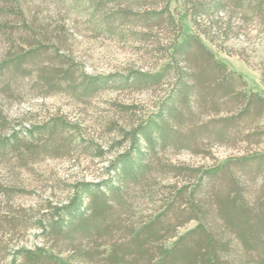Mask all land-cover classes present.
<instances>
[{"label": "trees", "instance_id": "trees-1", "mask_svg": "<svg viewBox=\"0 0 264 264\" xmlns=\"http://www.w3.org/2000/svg\"><path fill=\"white\" fill-rule=\"evenodd\" d=\"M37 1L0 0V166L30 170L50 156L100 155L63 115L11 119L6 108L27 91L82 99L129 88L158 97L149 111L125 107L133 113L118 130L125 149L103 180L72 182L64 199L32 215L11 205L24 188L0 181V228L34 227L43 242L16 248L8 264H264V91L207 43L222 50L250 24L264 38V0H179L192 31L171 8L178 0H52L101 35L145 43L156 59L152 69L111 76L84 70L66 48L64 26L43 14L49 0ZM217 145L241 151L207 167L168 157H211Z\"/></svg>", "mask_w": 264, "mask_h": 264}, {"label": "rangeland", "instance_id": "rangeland-1", "mask_svg": "<svg viewBox=\"0 0 264 264\" xmlns=\"http://www.w3.org/2000/svg\"><path fill=\"white\" fill-rule=\"evenodd\" d=\"M41 2L42 0H38L35 5ZM44 6L43 14L64 26L69 38L66 44L67 50L76 61L83 65L88 74L123 75L130 68L146 70L153 68L156 59L145 51V43L134 41L129 37L119 39L115 35H101L89 26L79 12L57 9L52 0L43 6L40 5V8ZM171 8L177 16L181 17L184 29L192 31V23L181 1L171 2ZM207 43L229 69L243 75L250 88L258 92L264 91L260 71L264 65V38L257 31L256 25H248L243 34L225 42L226 49L219 50L208 41ZM27 92L24 93L22 101L6 108L11 119L19 124L27 125L30 121H41L51 115H63L70 122L77 123L82 131V138L89 141L90 145L100 152V155L78 152L59 157L50 156L33 164L30 170L15 168L8 171L0 166L1 182L15 183V186L25 190L21 195L10 199L11 205L20 209L21 213L30 215L42 209L47 201L55 203L64 199L65 188L72 182L103 180L107 176L105 168L109 161L125 149L120 143L122 136L118 130L126 129L133 117L132 110L130 113L125 107L136 105L149 111L158 97L157 93L152 91H134L129 88H109L93 97L82 99L64 93L39 96L35 91ZM239 151L241 149L217 145L213 148L211 157L187 150L171 151L168 157L175 163L186 162L207 167L220 163L227 155ZM168 180L165 181H175V179ZM2 199H0V210L5 211V203ZM150 206L152 205H148ZM194 224L195 222L188 224L181 229V232L192 228ZM42 243L38 229L19 226L16 230L6 225L0 228V264H8L16 248L21 246L34 248Z\"/></svg>", "mask_w": 264, "mask_h": 264}]
</instances>
